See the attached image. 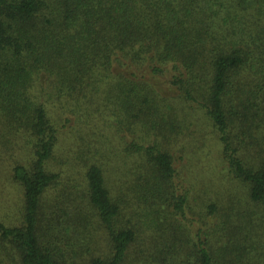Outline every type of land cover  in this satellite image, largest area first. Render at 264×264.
<instances>
[{"label": "trees", "instance_id": "trees-1", "mask_svg": "<svg viewBox=\"0 0 264 264\" xmlns=\"http://www.w3.org/2000/svg\"><path fill=\"white\" fill-rule=\"evenodd\" d=\"M188 106L222 147L209 197L170 146ZM0 159V264H264V0H0Z\"/></svg>", "mask_w": 264, "mask_h": 264}, {"label": "rangeland", "instance_id": "rangeland-1", "mask_svg": "<svg viewBox=\"0 0 264 264\" xmlns=\"http://www.w3.org/2000/svg\"><path fill=\"white\" fill-rule=\"evenodd\" d=\"M180 109L183 110L182 114H189L188 122L191 121L193 124L189 125L181 139L177 142H171L170 146L174 148L179 168L187 174L188 178H191L189 179L194 185L193 194L202 193L205 197H209L207 192L214 191V189L217 191L226 190L227 184L219 186L223 183L219 176L224 174L223 168L225 167L221 155L222 147L213 128L209 125L201 110L190 106ZM64 122L61 121V125ZM71 124L73 123H69V126ZM80 125L82 126L83 124L80 123ZM108 133L111 134L112 132L108 131ZM74 138L78 141L77 143ZM100 140H105V138ZM82 141L77 132L74 134L73 132L61 131L58 144L59 152L56 157L59 158V156L63 155L64 160L70 162L73 154L79 149L78 143H80V155H82ZM82 159V156H80V164L79 161L75 160V163L79 164L75 168L70 164L62 163V165H59L64 169L59 171H66L63 174L66 181L80 184L84 171L83 169L80 171V169L85 167ZM4 161L6 162V160L0 159V218L11 223L13 220H17L19 215L18 206L22 200V193L21 187L12 180L11 175L7 173L8 171H5L8 163L5 164L3 163ZM104 162L106 163V169L110 172L118 171L115 168L117 167L115 159L101 161V163ZM56 166L58 167V165ZM71 167L73 168L72 171L69 170ZM197 201L200 200L197 198Z\"/></svg>", "mask_w": 264, "mask_h": 264}]
</instances>
